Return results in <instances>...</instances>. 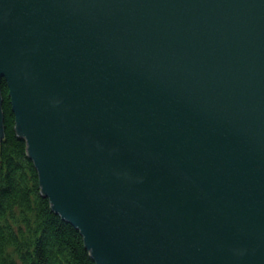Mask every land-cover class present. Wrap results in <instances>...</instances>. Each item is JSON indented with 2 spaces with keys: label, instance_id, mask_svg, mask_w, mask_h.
<instances>
[{
  "label": "water",
  "instance_id": "water-1",
  "mask_svg": "<svg viewBox=\"0 0 264 264\" xmlns=\"http://www.w3.org/2000/svg\"><path fill=\"white\" fill-rule=\"evenodd\" d=\"M2 81L97 264H264V0H0Z\"/></svg>",
  "mask_w": 264,
  "mask_h": 264
},
{
  "label": "trees",
  "instance_id": "trees-1",
  "mask_svg": "<svg viewBox=\"0 0 264 264\" xmlns=\"http://www.w3.org/2000/svg\"><path fill=\"white\" fill-rule=\"evenodd\" d=\"M0 264H97L81 232L54 212L1 85Z\"/></svg>",
  "mask_w": 264,
  "mask_h": 264
}]
</instances>
